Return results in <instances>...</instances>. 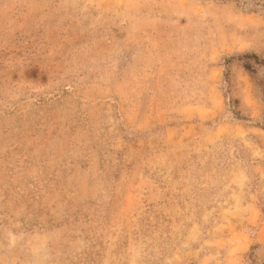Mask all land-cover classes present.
<instances>
[{"label": "rangeland", "instance_id": "1", "mask_svg": "<svg viewBox=\"0 0 264 264\" xmlns=\"http://www.w3.org/2000/svg\"><path fill=\"white\" fill-rule=\"evenodd\" d=\"M264 0H0V264L264 260Z\"/></svg>", "mask_w": 264, "mask_h": 264}, {"label": "trees", "instance_id": "2", "mask_svg": "<svg viewBox=\"0 0 264 264\" xmlns=\"http://www.w3.org/2000/svg\"><path fill=\"white\" fill-rule=\"evenodd\" d=\"M242 58L244 59V63H243V67L246 69V70H249V71H253V69H252V64H251V60L252 59H254V61L256 62V63H264V61H260V59H259V57L257 56V55H255V54H244L243 56H242ZM263 96H264V94H263ZM259 264H264V260L261 262V263H259Z\"/></svg>", "mask_w": 264, "mask_h": 264}]
</instances>
